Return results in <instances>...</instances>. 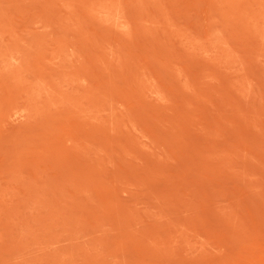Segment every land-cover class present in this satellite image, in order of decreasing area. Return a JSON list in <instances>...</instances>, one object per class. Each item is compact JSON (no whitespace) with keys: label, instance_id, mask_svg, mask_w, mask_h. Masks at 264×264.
I'll return each instance as SVG.
<instances>
[{"label":"rangeland","instance_id":"rangeland-1","mask_svg":"<svg viewBox=\"0 0 264 264\" xmlns=\"http://www.w3.org/2000/svg\"><path fill=\"white\" fill-rule=\"evenodd\" d=\"M0 264H264V0H0Z\"/></svg>","mask_w":264,"mask_h":264}]
</instances>
